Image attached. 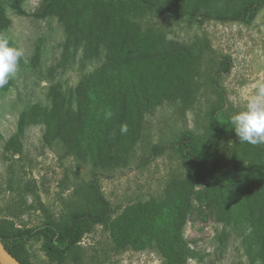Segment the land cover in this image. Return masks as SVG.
Segmentation results:
<instances>
[{
    "label": "rangeland",
    "instance_id": "1",
    "mask_svg": "<svg viewBox=\"0 0 264 264\" xmlns=\"http://www.w3.org/2000/svg\"><path fill=\"white\" fill-rule=\"evenodd\" d=\"M216 3L232 10L241 0ZM19 5L24 15L0 0V40L26 52L17 75L0 89V231L32 232L16 248L22 264H162L155 242L178 211L185 216L182 238L197 253L186 264H260L248 251V224L224 220L231 206L223 198L247 191L253 210L261 206L264 230V194L256 199L243 182L244 166H233L249 164L264 145L239 142L230 124L264 82V3L250 21L201 25L114 0ZM184 45L199 48L196 62L159 57ZM137 53L161 61H134ZM111 55L117 59L108 65ZM126 80L133 90L142 84L149 94L176 90L177 96L159 99L146 113L133 108L130 130L120 131L125 146L130 135L132 142L114 159L117 94ZM211 117L228 124L218 142L227 176L220 181L199 179L170 146L190 134H204L212 146ZM97 193L112 221L122 219L145 248L131 241L117 249L111 230L96 225L72 253L46 256L45 226L62 232L72 212L96 211Z\"/></svg>",
    "mask_w": 264,
    "mask_h": 264
},
{
    "label": "trees",
    "instance_id": "2",
    "mask_svg": "<svg viewBox=\"0 0 264 264\" xmlns=\"http://www.w3.org/2000/svg\"><path fill=\"white\" fill-rule=\"evenodd\" d=\"M10 6L18 14L24 15L23 10L19 5V0H9ZM120 4H126L131 8L143 10L146 13L156 14L158 16L170 17L175 20H184L201 25L205 20H218V21H250L259 11L264 0H241L238 6L230 10L224 6H219L216 0H114ZM194 49H199L189 46H181L177 51L161 52L159 57L164 61L173 59H182L188 63H194L199 59ZM158 56V55H156ZM148 54H136L134 61L145 59H156ZM117 55L107 57L108 65L114 63ZM159 60L158 62H160ZM113 92L110 91V94ZM156 93V94H155ZM154 94V95H152ZM149 94L145 87L141 84L138 90H133L132 85L128 80L122 90H119L117 99L120 102V116L118 120L119 133L116 135L115 141L111 144V157L118 159L125 154L132 142L131 135L127 137L128 145L125 146L122 141L120 129L122 125H127L128 129L131 128L130 113L134 108L138 114L146 113L153 107L159 99L166 97V99L175 100L176 90H173L171 96L166 93L154 92ZM91 97L94 98V93L91 92ZM101 101V100H99ZM152 101V102H151ZM81 106L85 104L78 103ZM79 106V112L81 111ZM210 127L214 130L212 136L213 145L208 142L207 137L203 134L200 135H186L181 140L170 146L178 153V155L190 166L193 170L198 171V178L205 181L224 180L225 176L224 164L222 157H220V146L218 142L220 137L226 135L228 129L227 123H221L216 117L210 118ZM234 168L244 166L245 177L243 182H246L247 189L252 188L254 195L257 197L264 194V153L258 151L252 157L249 164L245 165L242 161L233 163ZM196 178V177H194ZM97 210L96 211H82L72 212L69 216V224L62 231L58 232L53 225L49 222L44 228L47 239L42 246V250L46 256L50 258H63L72 253L86 235L90 234L96 225L109 228L113 241L117 245V249L125 243L132 241V246L135 249L145 248V244L139 242V235L133 234L130 226L126 225L122 219L112 221L108 203L97 193ZM223 201L230 207L226 212L224 220L227 223H235L238 228L243 224H248V234L245 240L248 243L249 253L253 259H259L260 264H264V230L261 225L263 214L261 206L259 211H254L250 204V198L247 191H238L234 194L227 193L224 195ZM257 212V213H256ZM177 218L168 220L165 224V229L162 231L161 238L158 237L155 242V248L162 258V264H186L188 260L197 257L196 251L184 241L181 235V226L184 223V214L181 211L177 212ZM142 227V226H141ZM150 235V234H149ZM32 232L30 230L16 231L12 234H7L0 231V240L4 249L15 258L19 264L22 260L16 252V248L24 240L30 238ZM140 237H143L140 234ZM259 237V238H258ZM148 245L151 242H147Z\"/></svg>",
    "mask_w": 264,
    "mask_h": 264
},
{
    "label": "clouds",
    "instance_id": "3",
    "mask_svg": "<svg viewBox=\"0 0 264 264\" xmlns=\"http://www.w3.org/2000/svg\"><path fill=\"white\" fill-rule=\"evenodd\" d=\"M25 55L23 48L11 46L7 39L0 40V89L17 75ZM230 124L239 142L264 145V82L257 84L255 95L246 102L244 109L230 116ZM120 131L126 133L127 125H122Z\"/></svg>",
    "mask_w": 264,
    "mask_h": 264
},
{
    "label": "water",
    "instance_id": "4",
    "mask_svg": "<svg viewBox=\"0 0 264 264\" xmlns=\"http://www.w3.org/2000/svg\"><path fill=\"white\" fill-rule=\"evenodd\" d=\"M0 264H19L3 247L0 240Z\"/></svg>",
    "mask_w": 264,
    "mask_h": 264
}]
</instances>
